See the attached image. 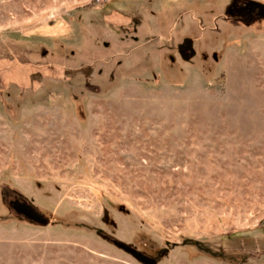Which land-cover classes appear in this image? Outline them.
I'll return each mask as SVG.
<instances>
[{
  "label": "rangeland",
  "instance_id": "obj_1",
  "mask_svg": "<svg viewBox=\"0 0 264 264\" xmlns=\"http://www.w3.org/2000/svg\"><path fill=\"white\" fill-rule=\"evenodd\" d=\"M260 12L0 0V264H264Z\"/></svg>",
  "mask_w": 264,
  "mask_h": 264
},
{
  "label": "water",
  "instance_id": "obj_2",
  "mask_svg": "<svg viewBox=\"0 0 264 264\" xmlns=\"http://www.w3.org/2000/svg\"><path fill=\"white\" fill-rule=\"evenodd\" d=\"M260 15L264 16V12H260ZM11 209L19 215H22L27 220L33 221L40 225L47 224L46 219L41 216L38 212H36L31 206L27 205L26 203L20 202V201H12L10 202ZM116 246L130 254L132 257H134L136 260L143 264H154V260L151 258H148L133 249L129 248L128 246H125L120 243H116Z\"/></svg>",
  "mask_w": 264,
  "mask_h": 264
},
{
  "label": "trees",
  "instance_id": "obj_3",
  "mask_svg": "<svg viewBox=\"0 0 264 264\" xmlns=\"http://www.w3.org/2000/svg\"><path fill=\"white\" fill-rule=\"evenodd\" d=\"M252 8H253V6L251 5V6H250V11H253ZM9 206H10V204H9Z\"/></svg>",
  "mask_w": 264,
  "mask_h": 264
},
{
  "label": "flooded vegetation",
  "instance_id": "obj_4",
  "mask_svg": "<svg viewBox=\"0 0 264 264\" xmlns=\"http://www.w3.org/2000/svg\"><path fill=\"white\" fill-rule=\"evenodd\" d=\"M254 8H252V10H253Z\"/></svg>",
  "mask_w": 264,
  "mask_h": 264
}]
</instances>
